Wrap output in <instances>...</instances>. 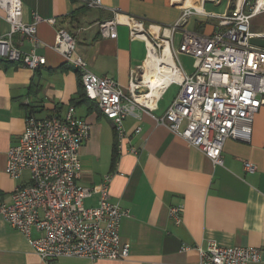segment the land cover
Masks as SVG:
<instances>
[{
  "label": "crops",
  "instance_id": "crops-1",
  "mask_svg": "<svg viewBox=\"0 0 264 264\" xmlns=\"http://www.w3.org/2000/svg\"><path fill=\"white\" fill-rule=\"evenodd\" d=\"M87 1L21 0L23 22L32 23L34 14L42 18L36 23L41 44L35 52L45 57V63L33 70L0 59V200L11 201L15 184L29 179L28 171L18 181L5 172L7 150L19 141L26 116L64 117L73 105L75 114L90 124L89 136L79 149L77 183L92 188L84 205L98 204L99 189L109 175L110 201L128 211L121 220L120 239L129 243V255L95 260L61 256L45 261L25 234L0 215V264H194L200 260L198 248L209 240L223 247H257L264 261V105L255 114L249 141L225 139L222 164H214L156 122L155 117L169 106L163 102L166 90L153 107H136L124 119L126 137L119 142L113 122L95 103L80 97V69L53 48L56 32L63 28L74 36L71 59L80 57L89 71L112 77L126 92L130 70L147 56L145 42L130 37L126 18L141 19L149 32L168 33L189 0H100L96 7L87 6ZM196 4L200 6L202 1H193ZM203 8L218 14L232 9L226 0H206ZM2 14L0 10V36H5L10 26ZM261 14L264 9L251 19ZM114 17L117 36H102L99 22ZM260 22L264 24V19ZM184 28L210 34L218 29V22L211 15L193 14ZM251 31L256 35L250 43L264 49V31ZM12 42L23 51L32 48L29 39L18 33L12 35ZM129 147L137 151L132 153ZM245 161L255 167L253 172L244 168ZM172 206H181L179 218L170 215ZM39 235L32 228L31 236Z\"/></svg>",
  "mask_w": 264,
  "mask_h": 264
},
{
  "label": "built area",
  "instance_id": "built-area-1",
  "mask_svg": "<svg viewBox=\"0 0 264 264\" xmlns=\"http://www.w3.org/2000/svg\"><path fill=\"white\" fill-rule=\"evenodd\" d=\"M202 5L183 7L180 19L168 33L149 32L141 19L127 17L130 37L146 44L147 54L161 55L166 45L177 66L180 77L171 84L179 86L178 93L163 114L155 117L158 124L181 136L189 145L203 152L214 164H222V147L226 138L249 141L255 114L264 105V49L253 46L250 39L256 34L250 30L251 17L264 9L258 0H241L229 13L207 12ZM218 2L219 0H211ZM86 5L96 7L100 0H88ZM246 7L248 10H246ZM0 10L10 30L0 36V59L37 69L45 57L35 52L41 44L36 35V23L42 18L34 14L32 23L21 19V0H0ZM193 14L217 18L218 29L210 34L184 28ZM53 23L54 19H48ZM118 20L114 17L99 22L102 36L115 38ZM182 37L175 45L174 35ZM27 37L32 48L23 51L12 42V35ZM149 44V45H148ZM74 36L65 29L56 32L53 48L71 60L80 69L85 95L97 103L100 111L114 125L118 141L126 137L124 119L134 114L136 107L149 109L136 99L149 89L143 82L145 59L132 68L127 91L117 80L98 76L86 67L80 57L71 59L75 50ZM180 54L192 57L191 71H186L179 60ZM140 75V76H139ZM136 127L135 132H139ZM90 124L75 114L70 105L64 117L37 118L28 114L19 141L7 150L5 172L15 181L25 171L26 182L15 184L11 201L0 200V215L14 228L23 232L29 244L41 259L47 261L61 256L89 259H124L129 255V243L120 239V224L127 209L110 201L109 175H105L99 189L100 199L93 207H86L84 199L92 188L77 183L81 162L79 149L88 138ZM130 152L137 151L129 147ZM244 168L253 172L255 167L245 161ZM181 206H172L170 215L179 218ZM35 228L40 232L31 236ZM184 246L183 249H186ZM200 260L194 264H264L261 249L253 246H219L207 241L199 247Z\"/></svg>",
  "mask_w": 264,
  "mask_h": 264
},
{
  "label": "bare ground",
  "instance_id": "bare-ground-1",
  "mask_svg": "<svg viewBox=\"0 0 264 264\" xmlns=\"http://www.w3.org/2000/svg\"><path fill=\"white\" fill-rule=\"evenodd\" d=\"M262 3H264V0H258V6ZM238 4H241V0H238ZM179 77V71L168 45L165 46L161 55H155L152 51H149L145 59L143 75V82L149 90L144 95H137L136 99L147 106L153 107L158 102L160 93L168 82Z\"/></svg>",
  "mask_w": 264,
  "mask_h": 264
},
{
  "label": "rangeland",
  "instance_id": "rangeland-1",
  "mask_svg": "<svg viewBox=\"0 0 264 264\" xmlns=\"http://www.w3.org/2000/svg\"><path fill=\"white\" fill-rule=\"evenodd\" d=\"M193 1H196V3L200 2V0H189V2H187V3L189 5H192ZM253 1H255V0H248L249 3H252ZM226 2H228V8L230 10L231 8H233L236 5L237 0H226ZM206 8L210 9L212 7L207 5ZM244 8H246V7H244ZM262 19H264V14H261L260 16H256V17L252 18L251 19V24H250V30L254 29V30L264 31V24H263V22H260ZM181 37H182V33L179 30V31H177L175 33V36H174L175 45H178ZM179 60L182 63V65H183L185 70L191 71L193 69V67H192V62H193L192 57H190L188 55H185V54H180ZM178 90H179V86L177 84H171L165 91V95L163 97V102L165 104H170V102L173 100V98L178 93Z\"/></svg>",
  "mask_w": 264,
  "mask_h": 264
},
{
  "label": "trees",
  "instance_id": "trees-1",
  "mask_svg": "<svg viewBox=\"0 0 264 264\" xmlns=\"http://www.w3.org/2000/svg\"><path fill=\"white\" fill-rule=\"evenodd\" d=\"M80 81H81V78H80ZM81 85H82V82H81ZM82 89H83V91H82V93L80 94V97H81L83 100H88V101H90V102L95 103V105L98 107V105H97V103H96L95 101H93V100H89V99L86 97L83 86H82Z\"/></svg>",
  "mask_w": 264,
  "mask_h": 264
}]
</instances>
